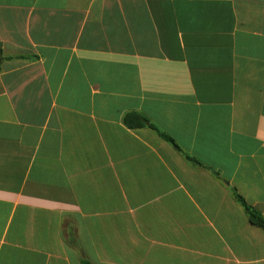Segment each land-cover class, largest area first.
<instances>
[{
	"label": "crops",
	"instance_id": "0c3cea01",
	"mask_svg": "<svg viewBox=\"0 0 264 264\" xmlns=\"http://www.w3.org/2000/svg\"><path fill=\"white\" fill-rule=\"evenodd\" d=\"M0 46V264H264V0H0Z\"/></svg>",
	"mask_w": 264,
	"mask_h": 264
},
{
	"label": "trees",
	"instance_id": "16d2710c",
	"mask_svg": "<svg viewBox=\"0 0 264 264\" xmlns=\"http://www.w3.org/2000/svg\"><path fill=\"white\" fill-rule=\"evenodd\" d=\"M3 51L0 46V70L3 63ZM125 125L130 129H143L150 128L155 131L161 138L170 143L174 149L184 158V160L192 165L193 167L200 169H207L203 164H201L196 158L190 156L188 153L184 152L180 146L167 134L162 132L158 127H156L145 115L138 112H131L127 114L124 118ZM215 175H219L215 173ZM229 191L232 194L235 201L241 206L247 215L250 223L264 231V218L260 212H258L255 208L251 207L247 204L244 198L238 194L237 190L233 187L229 186Z\"/></svg>",
	"mask_w": 264,
	"mask_h": 264
}]
</instances>
